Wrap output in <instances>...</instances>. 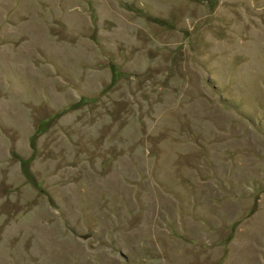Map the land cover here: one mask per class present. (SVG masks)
Returning a JSON list of instances; mask_svg holds the SVG:
<instances>
[{"label":"rangeland","instance_id":"374dc122","mask_svg":"<svg viewBox=\"0 0 264 264\" xmlns=\"http://www.w3.org/2000/svg\"><path fill=\"white\" fill-rule=\"evenodd\" d=\"M0 264H264V0H0Z\"/></svg>","mask_w":264,"mask_h":264}]
</instances>
